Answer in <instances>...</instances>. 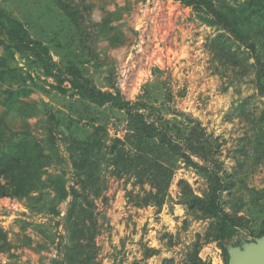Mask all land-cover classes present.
Here are the masks:
<instances>
[{
    "label": "rangeland",
    "instance_id": "obj_1",
    "mask_svg": "<svg viewBox=\"0 0 264 264\" xmlns=\"http://www.w3.org/2000/svg\"><path fill=\"white\" fill-rule=\"evenodd\" d=\"M61 3L79 10L77 21L62 9ZM0 9L21 21L32 40L47 46L55 62L48 72L37 64L34 52L25 46L18 48L20 45L13 44L0 28V40L5 41L0 45L1 101L9 92L16 93L12 108L0 104V149L9 138L26 132L39 139L53 158L43 179L60 175L67 186L74 183L71 140L89 139L95 125L107 129L108 145L126 134L123 112L108 105L99 108L80 102L72 89L74 75L69 65L78 66L97 88L119 90L127 101H135L143 87L156 79L154 71L160 69L163 87L174 95L169 106L200 121L207 134L219 140L223 168L234 172L238 159H244L243 140L252 135L245 119L250 113L257 117L264 113V97L253 77L230 80L217 70L207 44L218 32L203 23L191 8L173 0H3ZM100 24L108 25L107 34L100 30ZM115 35L117 44L113 45L111 38ZM104 175L108 188L96 201L99 261L162 264L171 259L173 264H186L188 249L197 236L205 235L210 222L187 214L180 203L179 183L187 181L197 195L204 196L208 191L206 180L179 162L169 199L159 214L154 207L139 209L129 201L131 191H140L134 180L116 178L110 167H104ZM241 176L237 199L248 203L253 190H264V162L259 156L251 157ZM54 197V189L49 188L42 211H33V202L26 199L0 198V226L13 245L10 253L0 254L1 264H52L53 259L62 257L58 245L66 235L68 201L58 204L60 215L56 216L50 210ZM42 230L52 238L43 235ZM250 241L230 244L236 248ZM201 243L203 260L226 264L218 243ZM145 247L160 252L144 261Z\"/></svg>",
    "mask_w": 264,
    "mask_h": 264
},
{
    "label": "trees",
    "instance_id": "obj_2",
    "mask_svg": "<svg viewBox=\"0 0 264 264\" xmlns=\"http://www.w3.org/2000/svg\"><path fill=\"white\" fill-rule=\"evenodd\" d=\"M173 1L191 8L203 23L216 28L218 34L209 41L207 50L217 70L230 80L253 77L256 89L264 97V0ZM61 7L77 21L79 10L65 3ZM107 26L100 24L99 28L105 32ZM0 28L13 44L20 45H16L18 48L25 46L34 52L37 64L48 72L55 66L48 47L32 40L24 24L8 17L2 9ZM111 40L113 45L117 44L116 35ZM4 43L0 40V45ZM69 66L74 75L72 89L80 102L87 106L96 104L99 108L108 105L123 112L126 134L108 145L107 129L95 125L89 139L73 138L69 157L74 183L69 186L60 175L43 179L46 169L52 165V154L30 133L9 138L0 149V198L26 199L33 202V211H42L46 208L47 190L53 188L52 202L55 203L50 210L56 216L60 215L58 204L68 201L64 217L66 235L58 245L62 257L53 259L52 264H102L96 242L100 235L96 201L108 188L104 167H110L116 178L134 180V185L140 187L139 192L129 193L133 206L154 207L159 214L169 199L179 162L195 169L206 180L208 191L204 196L197 195L187 181L179 183L180 203L187 208V214L210 222L205 235L197 236L188 249L186 264H211L200 257L202 240L218 243L228 264V243L264 235V190H253L248 203H239L236 193L248 160L259 156L260 162H264V113L260 117L256 113L247 115L245 120L252 135H246L243 140L244 159L239 158L237 169L229 172L219 157V140L209 136L200 121L169 106L174 95L171 89L163 87L160 69L154 71L156 79L143 87L135 101H127L119 90L99 89L80 73L78 66ZM15 94L9 92L3 101L0 98V104L12 108ZM2 123L0 117V131ZM41 232L48 237L46 231ZM12 247L8 233L0 226V254L10 253ZM159 252L145 247L143 260L148 261ZM162 264H173V261L165 259Z\"/></svg>",
    "mask_w": 264,
    "mask_h": 264
},
{
    "label": "water",
    "instance_id": "obj_3",
    "mask_svg": "<svg viewBox=\"0 0 264 264\" xmlns=\"http://www.w3.org/2000/svg\"><path fill=\"white\" fill-rule=\"evenodd\" d=\"M250 239L242 247L232 248L228 243V264H264V235Z\"/></svg>",
    "mask_w": 264,
    "mask_h": 264
},
{
    "label": "built area",
    "instance_id": "obj_4",
    "mask_svg": "<svg viewBox=\"0 0 264 264\" xmlns=\"http://www.w3.org/2000/svg\"><path fill=\"white\" fill-rule=\"evenodd\" d=\"M0 1H3V0H0Z\"/></svg>",
    "mask_w": 264,
    "mask_h": 264
}]
</instances>
